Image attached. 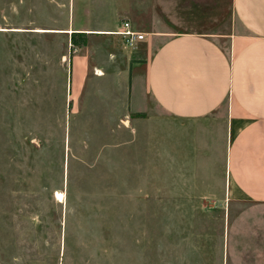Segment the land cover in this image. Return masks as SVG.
<instances>
[{"label":"rangeland","instance_id":"374dc122","mask_svg":"<svg viewBox=\"0 0 264 264\" xmlns=\"http://www.w3.org/2000/svg\"><path fill=\"white\" fill-rule=\"evenodd\" d=\"M108 1L0 0V264H264V204L227 199L219 124L145 107L137 79L131 106L119 36L72 44ZM181 2L145 28L233 29L231 0Z\"/></svg>","mask_w":264,"mask_h":264},{"label":"crops","instance_id":"0c3cea01","mask_svg":"<svg viewBox=\"0 0 264 264\" xmlns=\"http://www.w3.org/2000/svg\"><path fill=\"white\" fill-rule=\"evenodd\" d=\"M147 1L109 0L107 22L91 26L78 20L74 32L71 25L66 33L116 36L112 32L124 21L144 33L126 52L131 106L137 79L136 98L146 99L145 107L150 103L170 118L195 125L204 120L207 134L215 128L209 121L218 123L227 199L264 204V0H231L234 26L220 35L151 31L145 28L151 24L149 11L169 5L168 10H179L182 2L156 0L154 7ZM76 64L78 85L88 69L87 55H77Z\"/></svg>","mask_w":264,"mask_h":264},{"label":"built area","instance_id":"2783aa9c","mask_svg":"<svg viewBox=\"0 0 264 264\" xmlns=\"http://www.w3.org/2000/svg\"><path fill=\"white\" fill-rule=\"evenodd\" d=\"M112 34L121 38L124 48H134L136 44L144 39V33L135 30L127 21L122 22Z\"/></svg>","mask_w":264,"mask_h":264},{"label":"trees","instance_id":"16d2710c","mask_svg":"<svg viewBox=\"0 0 264 264\" xmlns=\"http://www.w3.org/2000/svg\"><path fill=\"white\" fill-rule=\"evenodd\" d=\"M75 34L76 33H74V34L71 35V42H72L73 45L77 44V41L75 39ZM82 43L84 44V42H82Z\"/></svg>","mask_w":264,"mask_h":264},{"label":"bare ground","instance_id":"6f19581e","mask_svg":"<svg viewBox=\"0 0 264 264\" xmlns=\"http://www.w3.org/2000/svg\"><path fill=\"white\" fill-rule=\"evenodd\" d=\"M39 32H45L44 30H38ZM52 31V30H51ZM55 31V30H54ZM55 32H62V31H55ZM58 195V193H57Z\"/></svg>","mask_w":264,"mask_h":264}]
</instances>
